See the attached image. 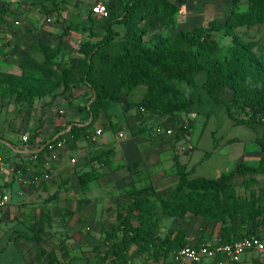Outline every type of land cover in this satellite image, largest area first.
Instances as JSON below:
<instances>
[{"label": "trees", "instance_id": "trees-1", "mask_svg": "<svg viewBox=\"0 0 264 264\" xmlns=\"http://www.w3.org/2000/svg\"><path fill=\"white\" fill-rule=\"evenodd\" d=\"M3 2L6 0H2ZM112 7L120 5L121 16L110 12V16L101 19L102 29L107 33L102 40L88 39L79 49L74 46L68 49L61 38V45L51 49L47 45H41L40 50L45 56L41 64H36L31 58H27L20 63L22 75H5L7 87L6 95L10 101L4 105L15 104L22 113H28L35 109L39 101L47 97L56 98L60 95L66 99L72 97V84L77 77V67L83 71L86 66V77L82 84L89 89V93L79 97L80 103L77 107L93 119L88 125L86 123L77 127L73 121H69L65 128L73 125L71 131L75 137H91L95 132V125L101 117V110L108 111L111 100L119 97L123 89L128 90L126 103L135 104L142 112L150 115H170L174 118L189 120V124L183 125L177 135V140H181L185 135L191 133L194 127L195 118L205 115L210 119L217 105L224 103L221 93L229 89L233 93V103L235 108L243 111L249 116L247 120H238L239 124L255 126L264 120V46L258 43L245 44L235 32V28L248 25L259 24L264 21V0H248L245 10L238 9L241 0H234V9L226 17L225 22L220 23L212 20L207 28L199 27L193 32H181L176 46H169L167 41L156 45L154 49H148L142 45V33L137 28L139 23L147 17L165 16L171 18L176 12V6L169 0H118ZM65 3V0H61ZM81 4L82 1L78 0ZM32 4V3H31ZM49 4V3H48ZM53 13L54 6L60 3L52 0L49 4ZM111 6H108L110 10ZM93 6L91 12L93 14ZM2 11L7 15V5L2 6ZM111 11V10H110ZM20 25V21H16ZM13 24L10 28L15 35L19 28ZM11 26V25H10ZM84 29H87L83 26ZM67 31H70L67 28ZM225 32L233 42V53L230 61H218L207 58L205 51L215 53L219 46L211 40L212 33ZM65 35V34H64ZM63 35V36H64ZM62 36V37H63ZM65 39V38H64ZM77 43V41L75 42ZM196 48V49H195ZM257 48L260 56L254 54ZM78 52L84 56L71 68L61 67L58 61L60 56H68ZM85 56H89L86 62ZM261 59V63L257 61ZM111 65L114 69L109 72V79H104L106 65ZM76 66V68H75ZM61 69L60 76L56 75V70ZM80 69H78L80 71ZM76 73V74H75ZM56 81L49 88H44L41 82L44 79L54 78ZM26 80V81H25ZM40 80V81H39ZM77 80L79 81L78 77ZM76 80V81H77ZM39 81V82H38ZM141 87H145V92L140 98L134 94ZM61 89L58 93L56 90ZM57 92V93H56ZM111 101L112 103L108 102ZM74 100L70 103L74 104ZM233 119V111H228ZM59 117V116H58ZM81 124V123H80ZM39 129V127L37 128ZM61 130V127H58ZM46 139L43 144L34 152L31 157L37 159L48 152L49 145L63 140L61 131ZM39 133L35 131L29 137L28 144H33ZM60 135L59 137H57ZM215 136V135H213ZM64 141V140H63ZM237 140L229 142L237 143ZM256 144L261 148L262 156L258 166L247 164L238 165L230 174H222L216 179L203 177L189 178L187 170L175 156L176 175L179 183L173 189L163 191L155 190L153 186L142 189H133L129 197L131 203L128 205L129 214L124 219L123 237L113 243L102 258L100 264H112L116 257H120L123 252H127L137 240L147 241L150 234L145 228L136 229V234L132 236L134 223L131 221L132 213L139 209V218H150L149 213L155 205H161L164 214L167 216L183 217L185 214H192L197 217L210 218L213 222H226L228 214H237L244 205L241 196L235 193L233 180L239 176H258L264 174V138H258ZM15 149L21 150L17 144H13ZM217 144H215V147ZM208 152L205 158H209ZM204 158V159H205ZM20 165L19 167H21ZM256 178H250L246 184H256ZM174 200L175 202H172ZM251 211L256 216L264 220V205H257L253 202L249 205ZM121 216L119 215L118 220ZM143 220L140 221V223ZM148 231V230H147ZM40 233L31 236L39 239ZM248 235L232 238L222 237L223 243H231L236 239H241ZM138 241V242H139ZM173 253L180 247L189 245V241L182 235L173 242ZM172 255V254H170ZM112 257V258H110Z\"/></svg>", "mask_w": 264, "mask_h": 264}, {"label": "rangeland", "instance_id": "rangeland-1", "mask_svg": "<svg viewBox=\"0 0 264 264\" xmlns=\"http://www.w3.org/2000/svg\"><path fill=\"white\" fill-rule=\"evenodd\" d=\"M56 1H58L60 5H55L54 11L59 12L65 3H62L61 0ZM81 1L82 3L79 9L80 12H84L87 10L88 4L85 0ZM116 1L117 4H120L118 0H106V4L107 6H111L110 12L114 13L116 11L115 13H117L119 11L117 14L121 16V6L117 5L112 7ZM172 3L175 4L177 10L171 18L165 16L160 17L159 14L157 16L144 18L139 23L137 28L139 29V32L142 33V45L144 47L154 49L157 44L162 43L164 40L167 41L169 46H176L181 32H193L199 27L207 28L212 20L223 23L225 22L226 17L234 9V0H173ZM247 3L248 0H241L238 4V9L245 10ZM2 6L3 1L0 0V33L4 32L3 30H8L9 26L3 21V18L8 17V15L2 11ZM36 9L40 8L37 7ZM9 10L10 7L8 8V11ZM27 19L24 21L27 22ZM29 19L30 22H28L26 26L21 20H19V18L17 19V16L14 15L12 18H8V22L10 21L11 24H16V21H20L21 24L18 26L19 29L16 30V33L24 31L27 35L26 38L22 37V40H20L17 45H23L28 54L25 59L31 58L36 64H41L45 60V56L40 50L41 45H47L49 48L54 49L61 45L62 38L63 42L69 44L71 49L74 46L76 49H79L86 42V39L102 40L107 35L104 31L97 32L96 30L91 31L89 28L84 29L83 18L78 20L76 18L71 19L59 17L51 22H47L50 18ZM97 20L98 21L95 24L98 25L100 30L102 21L100 19ZM45 27H47V29H45ZM67 28H69L70 31H67ZM44 31L51 32L52 37L48 40H44L43 37L45 35L42 34ZM235 32L245 44L258 43L260 46H264V21L259 24H248L237 27L235 28ZM70 37H72V42L75 43L77 41V43L70 45ZM17 40L15 34L12 43L14 44L15 42L16 44ZM211 40L219 46V49L215 53L206 50L204 53L205 56L213 60L230 61L233 53L232 39L222 31L212 33ZM0 41H2V39H0ZM64 45L67 49L69 48L68 45ZM253 52L257 56H260L257 48H255ZM81 58L84 59V56L78 52H74L66 57L60 56L58 61L61 62V67L65 65L64 67L68 69L71 68L73 64L78 63ZM85 58L87 62L89 56H85ZM257 63L262 64L261 59H259ZM111 65H106L107 67L105 71L107 72H105L104 75L105 80L109 79L110 76L108 73L114 69ZM61 69L62 68L56 70V75L54 76H60ZM76 69L79 81L77 80V77H72L75 79L71 86L72 95L74 96L78 93H82L84 96L89 93V89L82 84V81L86 77L87 68L85 66L83 71L80 67H77ZM78 69H80V71ZM55 79L57 78L44 79L41 82V85L44 88H49L54 84L56 81ZM56 91L60 93L61 89L58 90L57 88ZM145 91V87L139 88L137 92L134 93L136 96H133L130 100L133 101L135 98H139V96L141 98ZM127 93L128 90L123 89L117 99L111 100L113 103L108 100V102L112 103V106L110 107L111 110L109 109L110 111H105V113L108 114L107 116H117L114 115L113 110L118 106L126 105ZM221 97L224 103L216 106L214 112L211 113L212 116L210 119L205 115L199 114L194 120V127L192 128L191 133L185 135L179 141L177 140V135L183 125L187 126L189 124L188 119L182 121L181 119L174 118L170 115H150L142 112L137 107H134L136 113H133L135 117L138 118L137 125H125V121H121V126H119V123L110 126V129H112L115 134H118L121 131H127L133 133L131 136L135 138L140 136L141 139L138 142L143 147L159 148V146H166L169 148L167 151L161 149L157 153L155 152V155H157L160 162V165L158 166L159 168L149 169L147 172L144 171L145 176H149L148 178L151 180V183H142L144 181H140V183H142L140 186H154L152 183L155 184V182V185L158 188L157 189L154 186L155 190H160V187L167 186L166 182H171V177L174 172H176L175 156L179 158V161L184 167L186 166V172L189 173L193 170V173L189 174L190 179L199 177L216 179L222 174H230L242 163L252 166L259 165L262 151L256 144V140L258 138H264V120L261 124L255 126L239 124L238 120H247L249 116L243 111L235 108L233 103V93L231 90H224L221 93ZM76 99V103H72L70 106H68V101H57L54 105L49 107V112L53 113L65 108L59 111L56 116L63 117L64 119H74L76 115V117L85 120V122L89 124L93 119V115L90 116L78 108L77 103H80L78 102L80 99ZM15 106V104H10L0 118V136L3 138L4 136L8 138L11 131L22 133L27 126L33 122L30 120L29 116L23 114V116H14L13 113L16 108ZM19 108L20 107H17L16 109L18 110ZM230 109L233 111V116L238 119H233L229 115L228 111ZM103 112L104 110H101V117L95 125V130L100 131L101 134L107 130L101 122ZM35 121L36 120H34L33 123H35ZM38 124H43V127L48 125L47 122L43 120V117ZM44 130L45 129L43 128V131ZM169 130L173 131L172 135L168 134ZM27 135L30 136L29 134ZM130 138L131 137L129 136L128 139L130 140ZM63 140L68 141L64 135ZM233 140H237L238 142L230 144L229 142ZM215 144H217L216 147ZM208 152L211 153V156L205 158V155ZM250 178H256L257 183L246 184V181ZM159 180L164 181L162 183H157ZM233 183L235 184V193L241 196L244 205L241 206V209L237 214H228L226 216L227 221L224 223L221 221L213 222L210 218L197 217L192 214H185L183 217L167 216L164 214L162 206L157 204L154 209L149 212L152 216L151 219L139 218V216H141L139 215L141 211L139 209L135 210L132 213L133 217L131 219L135 228L132 236L136 234V229L143 230L144 228L150 236L147 241L141 239L140 241L137 240V242L130 246L127 252H123L120 257H116L112 264H173L170 255L172 252L169 254L167 253L169 249L172 251L174 250L172 249L174 245L173 242H176L177 237L182 235L189 241V244L205 241L215 242L221 240L222 237H241L245 234L264 236V220L261 217L256 216L254 211H251L249 208V205L251 206L253 202H256L257 205H264V174L258 176L239 175L233 180ZM168 186L171 187L172 185ZM133 189L130 191H133ZM168 189L171 190L173 188ZM172 202L175 201L172 200ZM128 205L129 204H126V206H124L123 204V208L120 210V220L112 225L108 231H105V241H103L105 244H113L122 239L124 219L127 218V215L129 214ZM141 220L143 221L140 223ZM106 249L107 247H105L103 253ZM95 250L94 253H97L98 255L94 264H100L103 257L99 254L102 253V250L98 251V248ZM241 264H264V259L247 255L243 258Z\"/></svg>", "mask_w": 264, "mask_h": 264}, {"label": "crops", "instance_id": "crops-1", "mask_svg": "<svg viewBox=\"0 0 264 264\" xmlns=\"http://www.w3.org/2000/svg\"><path fill=\"white\" fill-rule=\"evenodd\" d=\"M51 1L3 2L10 10L8 17L3 18L9 25L8 30L0 33V118L8 108L4 103L10 101L6 95L5 75L21 76L23 71L20 63L28 56L24 46L17 45L22 37L26 38V32L15 33L18 40L13 44L12 31L15 29L12 28L11 31L10 25L13 24L8 22V18L17 16L25 26L30 22L29 18H50L47 22L59 17L78 20L83 18V26L86 28L103 31L101 25L99 30L95 24L100 18L90 10L91 6L100 2L106 4V0H85L88 5L84 12H80L81 4L78 0H65V5L59 12L49 13L47 10L51 9ZM37 7L40 9H36ZM42 34L45 35L44 40L52 37V33L48 31ZM69 39L70 45H74L72 37ZM65 44L70 47L66 42ZM81 95L83 94L72 95L70 99L62 95L47 97L28 113L19 112L15 108L14 116H29L31 121L37 122L30 123L22 133L11 131L8 138L0 136V158L6 163V171L0 173V192L8 195L11 200L6 208H0V264H94L98 255L94 253L95 249L102 250L99 255L104 257L112 245L103 242L105 231L118 221L123 204L126 206L131 203L130 190L133 186L134 189H142L145 188L140 186L142 183H151L144 171L158 169L160 162L155 152L169 150L166 146L143 147L138 142L140 136L135 138L131 136L133 133L127 131L115 134L110 129L115 123L121 126V121H125V125H137L138 118L133 114L136 113L134 107L137 106L129 103L113 110L117 116L109 117L103 112L101 122L107 129L104 133L98 134L96 131L95 136L75 137L71 133L73 125L65 128L67 123L73 121L79 127L84 123L88 125L87 122L76 115L74 119L57 117L56 114L65 108L50 113L49 107L61 100L68 101L70 106ZM42 117L48 124L45 127L38 124ZM59 130L60 135L68 139L64 140L66 144L63 149L53 155L46 152L42 157L32 159L31 155L43 142ZM35 131L39 133L36 141L33 144L25 142L23 137L27 134L31 137ZM13 144L19 145L21 150L15 149ZM20 165L22 166L19 167ZM46 173L49 174V179L43 177ZM174 174L171 182H166L167 186L160 187L158 191L178 185L179 177L176 172ZM163 181L159 180L157 183ZM155 184L152 183L156 187ZM37 233H40L38 240L31 238ZM105 247L107 249L103 253Z\"/></svg>", "mask_w": 264, "mask_h": 264}, {"label": "built area", "instance_id": "built-area-1", "mask_svg": "<svg viewBox=\"0 0 264 264\" xmlns=\"http://www.w3.org/2000/svg\"><path fill=\"white\" fill-rule=\"evenodd\" d=\"M93 14L101 19L110 16V10L104 2L93 7ZM19 25L18 22H16ZM101 134L100 131L97 132ZM173 134L172 130L168 131ZM122 136V135H121ZM25 142L29 141V136L23 137ZM65 142L58 141L49 145L48 152L53 155L56 151L62 150ZM32 159H37L36 156ZM75 160H73V163ZM6 163L0 158V173L6 171ZM45 179H49V174H44ZM10 197L0 192V208H6L10 204ZM255 256L264 259V238L259 236H247L236 239L231 243H223L221 240L215 242L205 241L201 243L189 244L175 250L171 259L173 264H241L245 256Z\"/></svg>", "mask_w": 264, "mask_h": 264}]
</instances>
